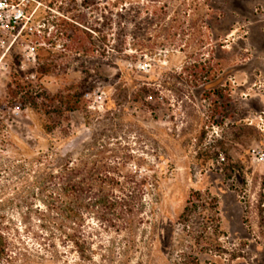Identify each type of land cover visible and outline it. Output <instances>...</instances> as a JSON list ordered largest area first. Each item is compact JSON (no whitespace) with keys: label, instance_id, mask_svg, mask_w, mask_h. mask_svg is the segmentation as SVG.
Wrapping results in <instances>:
<instances>
[{"label":"rangeland","instance_id":"1","mask_svg":"<svg viewBox=\"0 0 264 264\" xmlns=\"http://www.w3.org/2000/svg\"><path fill=\"white\" fill-rule=\"evenodd\" d=\"M0 1L10 138L60 156L96 140L131 193L128 225L87 220L86 259L60 253L34 209L13 200L4 210L11 237L30 263L264 264V0ZM68 22L98 31L56 35ZM47 51L57 60H36ZM45 62L54 67L35 76ZM18 73L49 94L88 84L93 99L46 133L43 118L5 101ZM187 202L198 207L184 221Z\"/></svg>","mask_w":264,"mask_h":264},{"label":"trees","instance_id":"2","mask_svg":"<svg viewBox=\"0 0 264 264\" xmlns=\"http://www.w3.org/2000/svg\"><path fill=\"white\" fill-rule=\"evenodd\" d=\"M68 24L69 33L67 27L61 29L57 26L56 35L65 33L71 37L78 30L89 38L92 32L98 31L96 28L80 29L73 22ZM102 38L106 39L105 34ZM102 51L104 53L105 49ZM49 52L42 57L36 52V60H57ZM53 67L51 62L37 63L34 75H45ZM29 81L19 73L14 74L5 101L22 109L30 108L43 118L41 127L46 133L56 129L61 117L67 119L70 113L78 110L83 101V93L93 90L92 86L86 84L73 92L59 90L49 94L46 90H32ZM145 89L141 88L140 94H144ZM4 110L0 99V264H32L26 252L11 237L10 218L4 210L13 200L25 206V214L29 215L30 210L34 209L42 232L52 241H60L63 248L60 253L71 249L79 258H88L92 246L91 236L86 230L89 218L108 228L130 223L131 193L115 172L118 167L100 156L101 144L96 140L83 145L75 154L67 153L63 156L33 150L20 140H13L3 119ZM194 195V199L200 198L198 192ZM189 202L180 215L181 219L185 218L184 221L198 207L195 202L191 205ZM211 203L216 209L215 197ZM204 231L213 234L206 232L205 228L202 233ZM213 232L215 237L221 233L217 218ZM206 239L209 247L213 250L218 248L217 242L214 243L216 240L209 235Z\"/></svg>","mask_w":264,"mask_h":264},{"label":"built area","instance_id":"3","mask_svg":"<svg viewBox=\"0 0 264 264\" xmlns=\"http://www.w3.org/2000/svg\"><path fill=\"white\" fill-rule=\"evenodd\" d=\"M4 5H7V2L6 1H4V2L3 1H0V8H2ZM20 16H21V11L18 12L17 17H20ZM11 21H9V23H11ZM83 97H85V98H92L93 99L92 92H86V93H84L83 94ZM94 100H96V99H94ZM257 159L260 160V161H264V153L257 152Z\"/></svg>","mask_w":264,"mask_h":264}]
</instances>
